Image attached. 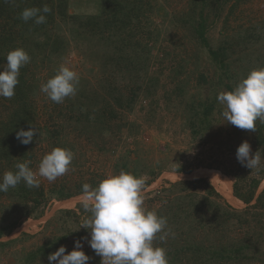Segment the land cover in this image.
<instances>
[{
    "label": "rangeland",
    "instance_id": "obj_1",
    "mask_svg": "<svg viewBox=\"0 0 264 264\" xmlns=\"http://www.w3.org/2000/svg\"><path fill=\"white\" fill-rule=\"evenodd\" d=\"M68 1L70 14L78 15L76 18L90 15L92 21L101 15L104 4L102 0ZM130 2L135 6L122 34L125 39L111 42L104 66L94 63L95 58L87 57L89 53L83 54L79 47L52 63V69L61 64L72 67L79 73L80 83L76 95L63 103L40 94L41 114L57 104L64 114L68 112L66 104L82 106L73 112V129L63 130L58 142L52 138L35 146L31 168L38 171L42 158L56 147L70 149L74 158L70 170L55 181L39 178L47 195L39 209L0 236V264H49L50 253L61 245L71 252L78 239H83L88 264H101V257L87 243L90 230L80 228L90 216L81 206L82 185L95 188L105 177L122 171L144 179L143 206L154 211L168 196L174 199L171 192L175 187H180L179 194L188 196L190 188L185 184L202 179L197 194L204 196L213 188L221 197L217 202H226L237 211L247 205L235 194L236 173L243 183L249 178L260 179L252 204L264 190V142L257 135L264 122L257 121L255 131L241 130L224 121L223 107L217 100L221 91L233 90L251 70L264 68V0ZM201 9L207 21L206 41L195 35L197 25L190 23L200 17ZM0 18L12 19L7 14ZM65 28L71 29V25ZM122 53L127 56L110 62L113 55ZM128 55L136 61V70L117 73V67L133 65ZM34 56L38 60L42 55ZM47 71L46 67L39 70V80L34 83L40 86L49 75ZM110 71L114 76L107 79ZM108 104L116 116L111 117ZM2 108L0 103V111ZM43 114L39 121L49 123ZM58 117L55 114L50 125ZM245 140L253 153L259 150L261 154L257 169L242 166L236 158ZM20 201L0 193V216L8 217ZM28 204L34 205L31 201ZM249 212L254 226L249 232L259 237L255 245L259 250L232 264H264V209L252 207ZM237 230L243 233L242 227ZM48 242L51 244L45 251H38ZM160 244L159 239L154 241V245ZM36 251L38 255H34ZM187 259L181 255L178 264H187Z\"/></svg>",
    "mask_w": 264,
    "mask_h": 264
},
{
    "label": "trees",
    "instance_id": "obj_2",
    "mask_svg": "<svg viewBox=\"0 0 264 264\" xmlns=\"http://www.w3.org/2000/svg\"><path fill=\"white\" fill-rule=\"evenodd\" d=\"M68 2V0H15L13 3L11 0H0V15L7 14L12 18H0V71L6 68L7 54L13 49L23 48L31 57L30 63L20 69L15 95L11 99L0 97V103L3 105L0 111V179L6 171L15 172V165L19 162L30 161L29 166L33 167L36 159L35 146L52 138L58 142L63 130L65 131L68 127L73 129L74 124L71 122V119L75 117L73 112H79L82 106L66 104L64 109L68 110L67 114L63 113L60 109L62 106L58 104L52 106L51 111L48 110L52 107L48 106L49 108L42 114L49 119V123L39 121L42 116L38 103L41 98L39 95L48 97L41 92V85L34 83L35 80L37 82L39 80L41 73L38 71L44 67L48 69L49 75L41 80L42 84L58 71V68L52 69L54 65L52 63L68 57L73 47H79L83 54L87 51L89 53L87 57L95 58L94 63L97 61V65L104 66L102 62L108 59L105 56L109 53L107 50L111 42L125 39L122 34L135 6H132L130 0H102L101 5L104 4L101 15L92 21L93 16L90 17V15L85 18H76L78 15L70 14ZM45 4L52 9L51 13L46 14L45 23L37 25L32 20L24 22L20 18L23 9L42 8ZM202 11L201 9L200 17L192 18L190 23L197 25L195 35L200 40L206 41L207 21ZM12 13H16V16ZM65 25L67 27L71 25V29L65 28ZM112 32L113 37H111ZM70 36L71 38L68 39ZM98 49H101L104 55ZM34 53L42 56L37 60ZM120 56L125 58L127 53L113 55L110 62L120 59ZM131 57L132 55H128L127 59L133 61ZM134 62L136 61H133V65L127 63V68L117 67V73L136 70ZM106 75L107 79L114 76L111 71ZM116 103L121 105L119 100ZM110 106L108 104L107 107L111 117L116 116L114 108ZM54 113L59 117L50 125ZM112 119L114 118H110ZM35 126L41 134L34 137L30 144L20 143L16 133L20 129L28 130ZM110 127L107 124L108 130ZM263 130L264 125L258 127L257 135L264 142ZM235 176L237 178L234 186L235 194L247 205L243 211L235 210L226 202H217L220 195L213 188H208L204 196L197 194L198 185L203 179L185 184L190 188L188 196L179 194L180 187L177 190L175 187V191L171 192L174 193V199L168 196L169 198L163 201L161 208L155 210L168 221L170 235L166 241H161L160 246L167 250L169 264H178L181 255L188 258L187 264H232L237 260L252 257L250 253L253 251L258 252L259 249L255 248V245L259 237H253L254 234L249 232L250 229L251 231L254 229V226H251L253 214L249 212V209L252 207L264 209V190L257 196L256 203L252 204L260 179L249 178L248 182L243 183L240 174L238 176L236 173ZM246 187L248 190L244 192ZM0 193L21 199L20 206L15 205V209L8 217L0 216V236L17 227L23 217L39 209L47 195L41 184L33 189L26 186L24 182L15 188L10 187L7 192ZM30 201L34 203L33 206H29ZM180 213L184 216L180 217ZM254 217H258L257 214H254ZM236 227H242L243 233L238 232ZM50 244L51 242L44 244L38 251H45ZM38 251L34 252V255H38Z\"/></svg>",
    "mask_w": 264,
    "mask_h": 264
},
{
    "label": "clouds",
    "instance_id": "obj_3",
    "mask_svg": "<svg viewBox=\"0 0 264 264\" xmlns=\"http://www.w3.org/2000/svg\"><path fill=\"white\" fill-rule=\"evenodd\" d=\"M51 12L47 4L42 8L28 7L23 9L20 18L39 25L46 22V14ZM6 60V68L0 71V97L11 99L19 83L20 69L30 63L31 57L25 49L16 48L7 54ZM79 83V73L67 64H61L57 73L41 84L40 90L51 101L63 103L66 98L76 95ZM217 100L223 107L225 122L241 130L255 131L257 121L264 122V68L251 70L233 90L221 91ZM40 134L35 126L20 129L16 138L27 145ZM73 158L70 149L56 147L42 158L38 171L29 166L30 161L19 162L15 165V172L9 170L3 174L0 192H7L21 182L29 188H38L40 177L53 182L70 170ZM236 158L251 170L262 163L259 150L253 153L247 140L238 147ZM144 183L142 177L122 171L105 177L95 188L87 183L82 185L81 206L90 216L80 228L90 230V239H84L101 257V264H169L167 250L154 245L156 239L163 242L170 235L168 221L143 206ZM89 260L83 250V239L75 241L71 252L61 245L48 256L49 264H88Z\"/></svg>",
    "mask_w": 264,
    "mask_h": 264
}]
</instances>
